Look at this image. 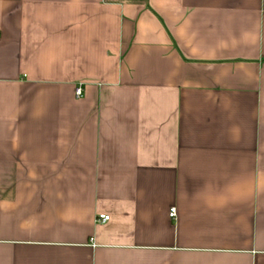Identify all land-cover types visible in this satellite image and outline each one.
I'll list each match as a JSON object with an SVG mask.
<instances>
[{
  "label": "crops",
  "instance_id": "0c3cea01",
  "mask_svg": "<svg viewBox=\"0 0 264 264\" xmlns=\"http://www.w3.org/2000/svg\"><path fill=\"white\" fill-rule=\"evenodd\" d=\"M0 264H264V0H0Z\"/></svg>",
  "mask_w": 264,
  "mask_h": 264
},
{
  "label": "built area",
  "instance_id": "2783aa9c",
  "mask_svg": "<svg viewBox=\"0 0 264 264\" xmlns=\"http://www.w3.org/2000/svg\"><path fill=\"white\" fill-rule=\"evenodd\" d=\"M83 96H84L83 88L79 86V87L76 89V98H77V99H81V98H83ZM176 216H177V211H176V209L173 208V209L170 211V217H171V218H176ZM109 220H110V217H109L108 215H100V216L98 217V219H97V221H98L99 223H102V224L107 223Z\"/></svg>",
  "mask_w": 264,
  "mask_h": 264
}]
</instances>
